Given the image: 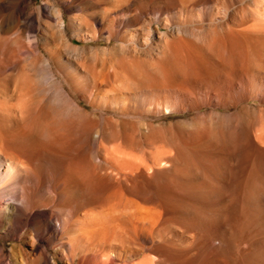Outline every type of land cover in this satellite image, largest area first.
I'll list each match as a JSON object with an SVG mask.
<instances>
[{
  "label": "bare ground",
  "instance_id": "obj_1",
  "mask_svg": "<svg viewBox=\"0 0 264 264\" xmlns=\"http://www.w3.org/2000/svg\"><path fill=\"white\" fill-rule=\"evenodd\" d=\"M141 1L108 0L113 8L108 9L107 6L100 10L101 23L96 21L94 24L92 21L90 24L87 22L89 19H84L88 24L79 23V31L87 35L97 33L94 28L95 25H99V31L107 29L112 33L119 22L116 16L122 12L118 9H124L130 4L140 6ZM162 1L156 3L150 0L145 7H139L140 14L146 16L149 25L153 23L164 25L169 31L173 28V38H171L173 40H166L165 48L162 53L159 52L154 64L143 65V63L134 68L123 64L124 69L120 67L122 74L124 72L123 75L127 78L125 81L129 83V86L127 85L129 91L125 95L115 96L108 101L110 107L116 110L123 119L120 128L117 126L119 123L116 125L113 121H107L111 129L110 131L108 129V135H106L111 138H120L121 141L118 139V145L116 143V146H112L113 148H105L104 152H106L102 154V156L106 154L103 162L99 163L87 146L94 126L87 117L89 112L86 114L78 101H73L71 98H63L65 101L59 105L56 104L57 102L54 103L55 105L50 103L39 106L38 104V107L33 106L34 108L27 112L13 109L17 118L15 116L9 123H6L5 127H0V229L3 230L6 225H11L18 232L22 228L33 226L38 242H48L57 237L60 240V254L69 263L76 261L77 264H153L154 259H149L147 256H144L145 258L141 256L140 260L129 258L126 253L118 250L119 244L117 245L112 240L105 241L103 248L98 249L90 241L92 233H95L93 229V232L89 231L92 234L91 238L79 229L67 231L73 223L72 218H74L75 208L77 209L76 205L86 200L87 202L103 200L105 195L111 192L113 195H122V199L123 196L136 199L141 209L148 197L159 196L162 199L174 196L177 191L174 183L183 182L185 187L181 186V193L185 196L197 195L203 205H201L202 208L212 206L215 208L214 212H217L216 210L225 212L229 207H233L231 205L239 202V210H237L239 217L241 213L247 216L248 220L264 212V188H262L264 187V124L262 122V127L254 129L253 123L255 109L264 108V28H262L264 23L258 27V23L251 25L255 20L264 21V0H249L248 2L245 0L244 3H242L244 0ZM129 37L133 43L138 42L136 40L139 36L131 33ZM145 37L147 40L150 38V36ZM2 40L0 41V55L4 58L0 56V70L5 64L15 60L12 44L10 43L9 46L4 42L5 39ZM71 85L77 95L86 91L80 86L78 77L71 78ZM251 101L256 102L257 105H253ZM205 107L212 110L206 111ZM232 108L235 109L232 114H227L230 111L225 112L226 114L220 111ZM185 112L193 113L190 120L172 121L168 124L166 132L150 131L147 139L150 144L147 148L151 145V150L146 149L147 151L143 153L140 151L141 154L137 153L133 139L137 132L133 124L137 120L167 115L172 117L174 114ZM149 125L151 126V123ZM144 127L141 128V132H144ZM199 156H203L204 159ZM104 170L106 173H103ZM222 180L239 181V188L237 187L239 195H234V192H237L234 186L232 192H229L230 196H227L228 203L224 207H219L218 201L222 199L220 193L217 194L213 190L209 194H203L201 191L204 190L194 189L192 185L194 182L214 183ZM253 181H257L252 184L253 187L255 185L256 192L254 196H251L253 190L250 191L247 187L249 188L247 194L246 186L242 183L246 182V185L249 182L250 185ZM258 181L263 185H259ZM256 183L262 188L259 194L257 191L260 187ZM216 184L214 189L217 188ZM141 203L142 205L139 206ZM198 204L196 207L199 206ZM55 205L63 208L69 206L64 217L57 216L54 210L50 215L33 213L34 209L47 208V206L52 208ZM252 205L254 208L250 209L249 206ZM160 211L162 210H159L161 214ZM132 213L129 212L130 215ZM134 213L136 218L138 212L134 211ZM144 213L145 211L141 215ZM90 214L85 213L82 217L84 220L94 221V216ZM52 216H56L57 219L58 228L56 229L49 222ZM122 218L124 217H121V220ZM131 222L133 225V221ZM139 222L142 226L148 224L146 215L140 217ZM98 226H100L99 223ZM99 231L101 232L100 229ZM98 232L97 234L100 233ZM145 232L143 237L147 239L150 235L148 236ZM160 232H156L157 235ZM243 234L246 233L243 232ZM212 235L210 238H214ZM6 236L8 234L3 231L2 234L0 233V240L5 239ZM241 236L243 235H240L241 239L244 238ZM241 239L238 243H241ZM254 242L253 238L250 243ZM154 243L156 244V242L152 244ZM4 247L0 246V264H3L5 259ZM222 247L218 246L221 252L224 250ZM41 250V254L49 261L50 256L46 247ZM160 252L162 253L161 250ZM174 256L177 255H173V258ZM227 256L230 255L227 254ZM238 257L240 260V255ZM167 259L158 264H163ZM182 260L180 262L178 259L180 263L175 262L176 264H189L188 258H182ZM220 262L224 264V261Z\"/></svg>",
  "mask_w": 264,
  "mask_h": 264
},
{
  "label": "rangeland",
  "instance_id": "obj_2",
  "mask_svg": "<svg viewBox=\"0 0 264 264\" xmlns=\"http://www.w3.org/2000/svg\"><path fill=\"white\" fill-rule=\"evenodd\" d=\"M151 1L156 3L163 2L162 0ZM248 1L249 0H247V2ZM149 2L150 0H142L140 6L145 7ZM244 2L245 0L242 3ZM140 6L139 4H130L124 7V9H118V11L122 10V12L116 16V18L119 19V22L116 24L114 32L110 33L107 29L99 31V25H95L94 30L97 31V33H100H91L90 35H87V33L79 31V23L88 24L87 22H89L92 24V21L94 24L96 21L101 23L100 10L105 9L106 7L108 9L113 8L112 4H110L108 0H0V41L5 39L4 42L9 44V46L11 43V48L15 54V60L5 64L4 68L0 70V127H5L6 123H9V121L15 116L17 118V115H14L15 113H13L15 111L13 109L26 110L25 112H27V110L29 111L31 108L38 107V104L39 106H44V104L47 105L50 103L51 105H55L54 103L57 102L56 104L59 105L60 103H63L65 101L64 99H67V97L71 98L73 101H78L81 108L85 110L86 114L89 112L87 117L94 126L92 136L87 141V146L90 153L93 154L96 160H98L99 163L103 162L106 154L103 156L102 154L106 152H104L105 148H113L116 143V145H118V139L120 140V138L116 139V137L111 138L107 136L108 129L109 131L111 129L108 127L109 124L107 121H113L116 125L119 123L117 125L119 127L122 122L121 120L123 119L116 110L110 107L108 101L115 96L125 95L129 91V83L128 81H125L127 78L123 75L124 72L122 74L120 67H122L123 64H126V67L133 68L135 66H141L143 63V65L154 64L156 57L164 50L166 40H171V38H173V28L169 31V29H166L164 25L155 23L149 25L146 21V16L140 14ZM256 6L257 5L255 4V7ZM84 19L92 20L85 22L86 20ZM258 21L259 20H255L251 23V25H257L258 23L257 27L262 26L264 21ZM131 33L139 36V39L136 40V42L138 41L136 44L130 41L129 35ZM145 36H150V42ZM0 56L2 59L4 58L3 55ZM124 67H122V69H124ZM10 75L11 77H9ZM76 77L79 78L81 83L80 86L86 89V91H82L80 95H77L74 88L71 87V78ZM5 79L10 81L7 82ZM124 86L125 88H123ZM251 102L253 105H257L256 102ZM204 110L211 111L212 109L205 107ZM220 111L223 113L230 111V113L227 114H232L235 109H221ZM192 114L193 113L191 112H185L183 114H174L172 117L167 115L153 118H140L137 120L135 124H133L134 129L135 127L137 129V132L135 130V137L133 136L134 144L136 146L135 150L138 151L137 153H140V151L143 153V151H147L146 149L151 150V145L147 148L150 144V141L147 140L149 138L150 131L156 132L158 130L157 132H166L170 122L176 120L184 121L185 119V121L190 120L192 118ZM253 116V118H255L253 119L254 129H259L262 127V122L264 124V108L257 107ZM147 123L148 125L151 123V126L149 125L148 127ZM141 124H145L144 126H146V128ZM142 127L147 130L143 129L144 132L146 131L145 133L141 132ZM150 127L154 130L152 129V131ZM199 158L204 159L203 156H199ZM103 173H106L105 170ZM217 182H194L192 185L194 189H199L200 191L204 190L205 192L201 191L203 194H209V192L213 190H215L217 194L220 193V198L222 199H219L218 201L219 207H224V205L228 203L227 196H230L229 192H232V188L234 186L236 189L237 187L239 188V181L229 182L222 180L218 183ZM255 182L257 181L250 183L252 187L249 185V182H247L248 184L246 185V182L242 183L246 186V191H248L249 188L250 191L253 190L251 196H254L253 194L256 192L254 188L255 185L254 187L252 185L253 183L255 184ZM215 184L217 185V188L214 189ZM258 184L261 186L263 185L260 184L259 181ZM258 184L257 186H259ZM174 186L177 190L174 196L167 197L169 198L168 200L167 198L160 199L159 196L148 197L143 203V206L146 205L144 206L145 209L143 206H141L143 209H139L136 199H131L126 196H123L122 199V195H113L111 192L107 193V196L105 195V199L103 198V200H94V202L93 200H89L90 202H87L88 200L81 201L78 203L79 205H76L78 210L75 208L73 215L74 218H72L73 223L70 227H68L67 231L79 229L84 233H87L89 238H91V235L93 234L90 241L91 244L98 249L103 248L105 241L112 240L117 245L119 244L118 250L122 253H126L129 258L131 257L133 260H140L141 256L143 258H145L144 256H147L149 259H154L153 264L163 262V260L167 259V257L168 259L164 261L163 264L180 263L183 261L182 258H188L187 261L189 264H195V262L196 264H222L220 261H224V264H264V212L256 214L254 218H249V220L247 216L241 213L239 217V211L237 212V210H239V202L231 205L233 206L229 207L231 210L228 208V211L226 210L225 212L223 210H219L220 213L218 210H216L217 212H214L215 208L212 206L211 208H202L203 205L199 201L197 195L188 194L185 196V194L181 193L180 190H182V187H185V183L175 182ZM261 186H259L260 188L258 187L259 189L257 194H259L260 190L264 188H261ZM202 187L204 189H202ZM235 191L237 192H234V195H239V190L237 189ZM248 193L249 191L247 194ZM257 194L255 195L257 196ZM132 200L136 201L133 202ZM161 200H163V202ZM122 203L124 204L122 205ZM164 203L169 204L166 205ZM197 204L199 206L196 207ZM140 205H142V203L139 204V206ZM249 207L250 209L254 208L253 205ZM68 209L69 206H65L63 208L59 205H55L52 208L47 206V208L40 207L34 209L33 213H36V215H50L51 211L54 210L57 216L64 217V214ZM158 209L162 210L160 211L161 214ZM199 209H201V211ZM203 209H205V211ZM133 210L138 212L136 213V216L138 215L136 218L139 217L140 219V217L146 215L148 224L142 226L139 219L134 217L135 213ZM156 210L158 211L156 212ZM127 211L130 213L133 212L134 214L132 213L133 215L131 214V216ZM139 211H142L141 213L145 211V213L141 215ZM85 213H91L92 216H94V221H89L87 219L84 220L82 215ZM206 213L207 215H205ZM156 214L157 216H155ZM200 214L202 215L200 216ZM109 216L112 217L110 218ZM121 217L124 218L121 220ZM208 217L209 219H207ZM151 218L153 219L151 220ZM260 218L262 220H260ZM117 219H120L121 221ZM131 221H133V225L131 224ZM49 222L52 226H55V229L56 227L58 228L56 216H52ZM98 223L100 226H98ZM154 223H156L155 226ZM205 223H207V225ZM230 223L233 224V227ZM235 224L237 225L234 226ZM252 224H254V227ZM119 228L123 229L121 230ZM147 228L148 230H146ZM92 229L96 234H91L89 232ZM99 229L101 230V232L99 231L100 233L98 232ZM93 230L91 232H93ZM3 231H6L8 234L5 239L0 240V246H5V259L3 264H77L76 261L69 263L62 258V254H60L59 238H52L48 240V242H38L35 237L36 233L33 226H28L25 229L22 228L17 232L13 227H11V225H6L3 230L0 229V233L2 234ZM96 231L99 234H97ZM144 232L148 234V236L150 235L149 238L145 239L143 237ZM156 232H160L158 235L161 234L163 236H158ZM243 232L246 234H243ZM236 233L238 235H236ZM211 235L214 238H210ZM240 235H243L241 237L244 238L241 239ZM248 235L251 236L249 237ZM253 238L255 239V242L251 244L250 242ZM163 239L165 241H163ZM240 239L241 243H238ZM153 242H156V244L154 243L153 245ZM222 243L224 245H222ZM240 244L242 247H239L241 246ZM226 245H228V248ZM140 246L142 248H139ZM218 246H223L222 248H224L223 252L225 254L220 251ZM45 247L50 256L49 261H47L41 254V248ZM165 247L167 248V251L164 249ZM239 248L242 249L240 250ZM168 249H171L172 252ZM214 249H216V251ZM152 250L154 252H152ZM173 252L177 254H174ZM167 253H171V256ZM256 253H258L257 255L259 256H257ZM227 254L230 256H227ZM173 255H177L178 257L174 256L173 258ZM239 255L241 257L240 260L238 257ZM155 259H157V261L159 259V261L157 262ZM238 260L239 262L237 263Z\"/></svg>",
  "mask_w": 264,
  "mask_h": 264
}]
</instances>
